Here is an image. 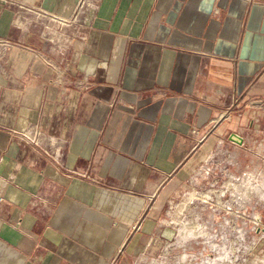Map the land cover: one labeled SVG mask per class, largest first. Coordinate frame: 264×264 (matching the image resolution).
Wrapping results in <instances>:
<instances>
[{"label": "crops", "instance_id": "crops-1", "mask_svg": "<svg viewBox=\"0 0 264 264\" xmlns=\"http://www.w3.org/2000/svg\"><path fill=\"white\" fill-rule=\"evenodd\" d=\"M226 143L264 161V0H0V264H159Z\"/></svg>", "mask_w": 264, "mask_h": 264}, {"label": "rangeland", "instance_id": "rangeland-1", "mask_svg": "<svg viewBox=\"0 0 264 264\" xmlns=\"http://www.w3.org/2000/svg\"><path fill=\"white\" fill-rule=\"evenodd\" d=\"M260 152V150L252 149L248 146L237 147L235 144L228 145L227 143L223 147L214 150V153L211 154L206 166L197 169V171L190 176L182 196L172 200L174 202H170L167 205V211L164 214L163 219L174 226L170 242L178 243L179 233L183 227L182 225L184 221H189L186 222V228L184 230H186L187 233L188 231L195 232L196 228L192 222L197 216V211H201L200 219L202 223H205L206 229L209 232H215L218 234L215 239L218 246H220L223 241L222 235L225 233L223 223L226 216L230 217L231 232H229V239L233 242L234 246L239 245L236 229L234 227L239 225V227L246 229L244 246L246 250L250 249L249 251L251 252L252 257H254V254L257 253V249L253 250L254 246L252 244L253 242H257V229L253 228V224L247 227L242 224L244 221L248 222L253 220L255 217L254 212H258L259 215H262L261 222L264 224V200H262L258 194L252 196L251 183H248L245 187L242 183V177H249L251 174L255 173L257 180H264V161L262 152ZM208 167H211L209 174L206 173ZM235 176L239 179V182H237L239 191H248L252 199L251 202L244 204L240 209H238L237 202L233 199L234 197H232V192L234 190L233 187L228 189L227 186L229 181H236L234 179ZM222 189L225 190L226 193L219 198L218 196ZM194 191L203 194L210 193L214 199L208 202H205L201 198L189 199V193ZM226 201L231 202V206H228V209H225ZM179 202L185 203L182 210L177 208ZM244 207H246L245 214H243L241 210ZM210 220L212 224H209ZM249 240L252 242L251 244H249ZM190 243L193 244L190 245ZM242 246H240L238 251L242 249ZM190 248H192V250ZM238 251L233 258L236 257ZM185 254H187V256L183 258ZM190 255L196 258H200L202 255V260L208 259L209 256L214 257L219 255V249H215L210 245L208 234L200 235L198 239L189 238L183 241L182 245L175 244L173 246H168L161 256V261L158 260V262L159 264H162L163 262V264H184ZM201 261H199L198 264H201ZM222 262L235 264L236 260L233 259V262L231 263L228 260L223 259Z\"/></svg>", "mask_w": 264, "mask_h": 264}, {"label": "bare ground", "instance_id": "bare-ground-1", "mask_svg": "<svg viewBox=\"0 0 264 264\" xmlns=\"http://www.w3.org/2000/svg\"><path fill=\"white\" fill-rule=\"evenodd\" d=\"M234 179L236 180L235 182H231L229 181L228 183V189L233 187V199H235V201L237 202L238 205V209L241 208V206H243L244 204L251 202V197L248 193V191H239L238 187H237V182H239V179L236 178V176L234 177ZM238 180V181H237ZM242 183L244 184V186L246 187L248 183H251V188H252V196H254L255 194H258V196L264 200V180L263 179H258L255 175V173L251 174V176L249 177H242ZM226 193L225 190H221V193L219 194V198L220 196L224 195ZM203 199L205 202H208L210 200H213L214 197L211 196L210 193H200V192H191L189 193V199ZM185 206L184 202H179L177 205V208L182 210ZM228 206H231V202L230 201H226L225 203V209H228ZM254 221L255 223L258 222V219L260 217L258 212H254ZM201 211H197V216L193 219V225L196 228L195 232L194 231H188V233L186 232V230H184L186 228V222L189 221H184L183 222V227L181 228V231L179 233V237H178V243H176L177 245H182L183 241L187 240V239H198V237L200 235H205L208 234V240L210 245L215 248V249H219V255H216L214 257H210L208 259H203L201 261V264H228V263H224L222 262L223 259L228 260L229 262H233V259H235L236 257L233 258V256L235 255V253L240 249V246H242L244 244V241L246 240V229H244L243 227H239V225H236L234 228L236 229V233H237V238L239 240L238 246H234L233 242L230 241L229 239V232H231V226H230V217L226 216L225 221L223 223V228H224V234L222 235V243L220 246L217 245V243L215 242V239L217 238L218 234L215 232H209L206 227H205V223L201 222ZM211 222V220H210ZM209 224H212V222ZM264 233V232H263ZM257 241V240H256ZM256 243V242H255ZM245 245V244H244ZM187 256V254H185L183 256V258H185ZM232 257V258H231ZM236 260V259H235Z\"/></svg>", "mask_w": 264, "mask_h": 264}, {"label": "built area", "instance_id": "built-area-1", "mask_svg": "<svg viewBox=\"0 0 264 264\" xmlns=\"http://www.w3.org/2000/svg\"><path fill=\"white\" fill-rule=\"evenodd\" d=\"M32 137H31V139L34 141V142H40V137H41V133L40 132H36L35 134H33V135H31ZM263 151V150H262ZM211 170V167H208L207 168V171H206V173H210L209 171ZM83 174L84 175H86V173H84L83 172ZM230 191V190H229ZM228 192V191H227ZM230 193H231V191H230ZM257 197V196H256ZM230 200V199H229ZM232 209V208H231ZM242 210V212H243V214H245V211H246V207H244V208H242L241 209ZM246 216V215H245ZM261 220H262V215L260 214V217H259V219H258V222L257 223H255V221H254V219L253 220H250V221H244L243 222V224L242 225H244L245 227H247V226H249V225H251V224H253L254 225V229H257V228H259V225H260V222H261ZM254 241V240H253ZM249 242V244H251L252 242L249 240L248 241ZM173 242H170V243H168L167 244V247L170 245V244H172ZM244 243H245V241H244ZM257 244V242L256 243H254L253 242V246H255ZM191 250H192V248H190ZM203 250H204V247H203ZM250 249H248V250H246L245 249V246H244V244H243V246H242V249L240 250V251H238V254L236 255V263L235 264H244L246 261H247V253H248V251H249ZM202 255L200 256V258H196V257H194V256H192V255H190L189 256V258L187 259V261L184 263V264H195V263H197L198 264V262L199 261H201L202 260ZM232 263V262H231Z\"/></svg>", "mask_w": 264, "mask_h": 264}]
</instances>
